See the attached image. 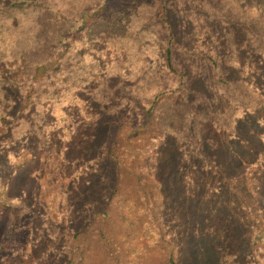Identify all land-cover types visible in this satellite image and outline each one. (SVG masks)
Here are the masks:
<instances>
[{
    "label": "trees",
    "instance_id": "obj_1",
    "mask_svg": "<svg viewBox=\"0 0 264 264\" xmlns=\"http://www.w3.org/2000/svg\"><path fill=\"white\" fill-rule=\"evenodd\" d=\"M0 264H264V0H0Z\"/></svg>",
    "mask_w": 264,
    "mask_h": 264
},
{
    "label": "rangeland",
    "instance_id": "obj_2",
    "mask_svg": "<svg viewBox=\"0 0 264 264\" xmlns=\"http://www.w3.org/2000/svg\"><path fill=\"white\" fill-rule=\"evenodd\" d=\"M5 59V58H4ZM6 60V59H5Z\"/></svg>",
    "mask_w": 264,
    "mask_h": 264
}]
</instances>
